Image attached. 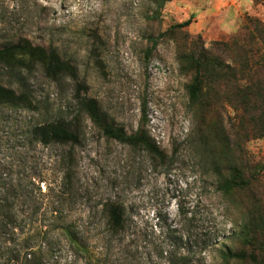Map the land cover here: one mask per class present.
<instances>
[{
    "label": "rangeland",
    "instance_id": "obj_1",
    "mask_svg": "<svg viewBox=\"0 0 264 264\" xmlns=\"http://www.w3.org/2000/svg\"><path fill=\"white\" fill-rule=\"evenodd\" d=\"M247 17L264 23V3L0 0V47L28 40L55 48L78 75L50 81L39 69L20 75L0 65L4 85L16 89L18 79H26L38 100L58 115L75 113L77 97L94 98L116 127L128 135L143 129L168 155L166 163L156 161L144 149L106 138L84 117L73 186L46 196L39 222L58 221L53 210L65 203L63 218L76 227L87 251H75L52 233L48 243L42 241L51 249L45 264H168L161 250L169 247V226L191 234L193 247L206 232L235 251L264 253V225L252 217L260 207L264 213V136L250 118L240 123L228 104L215 106L214 89L206 88L194 105L188 92L193 73L180 60L184 51L223 53V44L242 30ZM190 19L188 27L175 28ZM172 27L175 32L167 35ZM229 164L245 177L259 175L257 185L223 195L218 185ZM111 201L127 208L131 228L124 239L108 233L104 206ZM244 224L259 237L258 246L242 243ZM197 260L193 264L205 263ZM207 263L217 264L213 256Z\"/></svg>",
    "mask_w": 264,
    "mask_h": 264
},
{
    "label": "trees",
    "instance_id": "obj_2",
    "mask_svg": "<svg viewBox=\"0 0 264 264\" xmlns=\"http://www.w3.org/2000/svg\"><path fill=\"white\" fill-rule=\"evenodd\" d=\"M256 1L264 3V0ZM191 21L175 28H186ZM173 28L166 34H173ZM156 43L155 40L154 46ZM223 47L224 50L220 48L223 53L216 48L214 54L181 52L182 67L193 73L188 86L191 102L199 104L206 88L214 89L215 106L228 104L240 123L250 118L257 125L256 133L264 136V23L258 18L247 17L242 30ZM0 65L7 72L20 75L39 69L50 81L78 79L74 65L64 60L57 49L34 46L28 40L0 47ZM77 98L75 113L58 115L38 100L26 79H18L16 89L4 85L0 79V130L3 131L0 137V145H3L0 264H45L51 249L43 246L42 241L48 243L52 233L65 238L75 251H87L76 227L63 218L65 203H58L57 210H53L52 215L58 221L54 220L48 226L39 222L46 196L54 191L65 194L73 186L77 150L84 136V117L89 118L106 138L134 149H144L156 161H168L166 152L143 129L128 135L123 128L115 126L96 99ZM218 166L222 171L226 170ZM229 168L228 174L220 175L218 185L225 196L251 190L259 182V175L245 177V172L235 164H229ZM104 213L108 233L124 239L131 228L125 204L111 201L105 204ZM252 217L254 224L264 225L262 207ZM253 232L251 225L241 226L239 236L245 246L256 247L261 242ZM166 240L169 247L162 248L161 254L167 255L168 264H193L197 256L200 262L205 261L204 264H208L212 256L217 264H264V253L235 251L226 243L214 242V236L206 232L199 233L193 247L191 234L185 236L169 226Z\"/></svg>",
    "mask_w": 264,
    "mask_h": 264
}]
</instances>
